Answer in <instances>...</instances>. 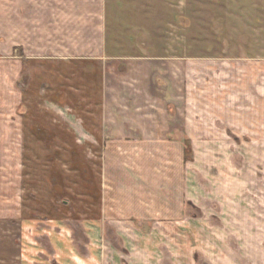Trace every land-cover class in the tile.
Instances as JSON below:
<instances>
[{
    "label": "rangeland",
    "instance_id": "1",
    "mask_svg": "<svg viewBox=\"0 0 264 264\" xmlns=\"http://www.w3.org/2000/svg\"><path fill=\"white\" fill-rule=\"evenodd\" d=\"M56 1L0 0V163H46L44 173L52 177L51 186L49 180L41 184L35 202L23 188L22 206L44 218L66 219L73 228L102 221L103 264H264V0H108L105 63L112 71L105 77L115 81L121 105L130 104L131 117L147 119L144 127L162 134L139 135L137 128L124 127L119 131L126 134L103 135L104 142L83 134L76 137L90 141L83 153L67 151L69 138L59 134L58 122L71 130L86 128L85 119L96 113L93 105L62 103L61 66L33 60L44 55V11L49 15L51 8L56 16L67 10ZM149 62L180 70L161 78L152 68L142 80L131 77L130 86L123 84L128 64L141 69ZM210 63L235 65L227 71L237 82L228 93L212 83ZM188 65L197 75L189 95ZM87 74L90 79L91 71ZM70 84L71 93L76 88ZM92 89L82 86L77 94L84 98ZM188 96L221 105L232 96L227 104L252 116L256 127L225 130L222 121H197L196 134L186 135L188 121L175 101L182 106ZM167 107L175 110L172 118ZM28 114L51 120L44 136L50 150H40L45 143L38 142L43 140L38 126L27 140ZM174 130L177 134H165ZM238 131L257 134H234ZM34 139L39 144L32 149ZM99 163L108 164L109 183L117 187L106 188L104 197L94 179ZM54 166H62L72 184L64 187L65 177L51 174ZM23 167L27 172V164ZM75 175L84 182L80 191ZM38 186L33 185L37 193Z\"/></svg>",
    "mask_w": 264,
    "mask_h": 264
},
{
    "label": "crops",
    "instance_id": "2",
    "mask_svg": "<svg viewBox=\"0 0 264 264\" xmlns=\"http://www.w3.org/2000/svg\"><path fill=\"white\" fill-rule=\"evenodd\" d=\"M43 1L53 2L54 0ZM56 3L57 5H65L67 10L65 12L60 10V12L56 13V16L53 14L54 12H52L51 8L48 11L49 15H46L44 11L42 16L44 21L42 31L44 42L42 50L44 55L41 59L34 58L33 60H42L40 64L43 65L53 63L61 66V74L58 76L60 82L59 88L62 87V92L66 93L64 96L59 95L58 97L62 100V103H73L77 105L80 103L92 104L93 106L90 109L96 111V113H91V117L84 118L86 123L82 121L88 126L86 128L81 126L78 129L73 128V130H71L67 127V123L63 124V121L59 118L58 131H61L59 134L69 138L67 141L70 145H68L69 149L67 148V151H73L74 149L76 153H83L88 149L87 144L90 145V141H82L79 137V140H76L77 136L83 134L92 135L96 141L99 142H104L102 138L103 135L126 134L124 131H119L120 129H124V127L137 128V134L139 135L162 134L161 129L158 131L155 127L154 133L148 131L147 127H144L143 122V120L147 121V119L142 118L141 120L137 118L136 120V118H133L134 116L131 117L130 104L128 102H123V105H121L120 100L116 99L117 96L114 95V93H117V91H115L117 89L115 81L112 80V77H109L110 80L105 77L107 73L112 71L109 63H105L107 57H109L106 55L105 51L108 33V0H57ZM61 7L62 6H59L58 8ZM88 7L90 9L84 11V9ZM45 20H48L49 28H47V21ZM84 41L86 42L84 43ZM137 64L138 63L128 64V69H126L128 71L126 78L128 79L123 78V84L125 81L127 85L130 86L131 80L129 78L131 77L142 80L145 77V73L152 74V68L155 74L159 75L161 78L164 73H176L180 70L178 65L172 64L164 68V66L160 64L149 62L148 65H143L141 69ZM87 66L91 67L90 79L87 74L90 71L88 69L85 70ZM146 66L149 67L146 69ZM214 66H218V68ZM233 66L235 65L229 63H220L219 65L209 64V69L215 72L213 73V75L215 74L213 77H216L213 79L212 83L216 85L217 89L220 88V92L230 90L233 88V85H236L237 82L233 84L231 75L229 76L227 73V71L230 72L235 70ZM188 67L189 65L186 66L187 69L185 70L188 76L185 91L186 94H191L195 92L194 80L197 75L195 76V67ZM148 68L150 71H148ZM202 68L200 70H202ZM238 70L242 71L244 69H242L240 65L238 66ZM205 72H207V70H205ZM63 73H67V76H65L66 80H63ZM165 76L168 75L165 74ZM70 82H72L73 87L76 88L74 91H71V93L69 91L70 88H72ZM137 82L138 84L142 83L141 81H136V83ZM173 84H175V82ZM245 85H247V87L253 86L252 82H250V84L246 83ZM82 86L85 88H93V94H85L88 96L84 98L80 97L77 94V90ZM232 96H230L228 100L226 99L227 103H229ZM175 102L176 111H184L186 120L188 121L186 123L188 131L184 132L186 135L196 134L194 129L195 124L197 125V121H200L201 124L206 121L210 122V120H216L217 122L222 121V127L225 130L230 128L243 130L244 128H253L254 126L252 116L250 117L246 113L243 114L236 111L235 106L230 105L231 103L228 105L224 102V105H221L223 102L221 100L218 103L211 104L210 102H208L209 104H205L204 102L201 103L198 101L197 103L196 100L190 99V96L187 97L182 106L178 104V101ZM166 109L169 111V117L172 118L175 110L169 107ZM25 118L28 125L27 129L29 130L26 132L27 140L30 138L29 135L32 134L31 130H34V127L38 126L40 127L39 135H41L43 139L38 140V142L45 143L46 140L44 136L51 132L48 128V126L51 125V120L47 118L45 114L43 117H35L32 116V114H28ZM35 120L38 122L37 124L34 123L36 122ZM46 124L48 126H46ZM115 126H117L118 131H112ZM21 129V134L23 135L25 131H23V128ZM165 134L173 135L177 134V132L174 130L165 132ZM234 134H257V132L238 131L234 132ZM38 142L35 139L32 140L31 148L33 149L34 144ZM40 146H42L40 149L41 151H45L46 149L50 150V147L46 146V143L43 145L40 144ZM81 160H83V155H81ZM23 164H27V172L25 171V173ZM76 164L77 163H74V167H79ZM95 166L97 167L95 171L96 176L94 177L96 181L95 184L98 186L101 195L105 193L106 188H108V192L109 189H117L114 183L112 185L109 183L108 164L99 163L98 166L96 164ZM36 167H38V173H36ZM45 168H47L46 163H0V178L2 179H0V264H103V252L100 248L102 245L101 239L104 238L105 230L101 219V224L95 221H87L89 224L86 223L85 225L83 222H77L75 224L76 228H73L71 225H68L66 219L61 217H53V219L44 218L43 216L45 214H41L39 210H33L29 208V206H22L23 196H25L23 195V188L25 189L24 192L27 191V200L35 202L39 200V191L42 190L40 188L41 184L45 180H49L48 183L50 184L52 177L48 175L47 179L44 173ZM52 169L50 170L51 174L52 172H57L60 179L61 176L65 177L61 180L64 187L67 184H72L70 179L71 175L68 176V172L63 169L62 166H54L53 171ZM74 172H77V169L74 168ZM80 172L82 176L84 170H80ZM3 177L5 178L3 179ZM36 179L40 182L39 186L35 184ZM25 180H27V182H25ZM31 184L32 187H30ZM73 184L75 187L78 186L75 190L80 191L84 182L80 180L78 175H75ZM33 185L38 186V193L34 191ZM40 216H42V218H39ZM13 232L15 234H13ZM3 253L5 258L3 257Z\"/></svg>",
    "mask_w": 264,
    "mask_h": 264
}]
</instances>
